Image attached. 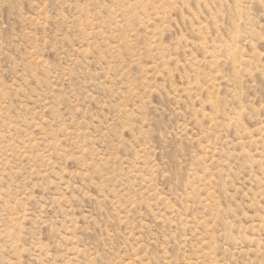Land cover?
I'll use <instances>...</instances> for the list:
<instances>
[{"label":"rangeland","instance_id":"1","mask_svg":"<svg viewBox=\"0 0 264 264\" xmlns=\"http://www.w3.org/2000/svg\"><path fill=\"white\" fill-rule=\"evenodd\" d=\"M0 264H264V0H0Z\"/></svg>","mask_w":264,"mask_h":264}]
</instances>
